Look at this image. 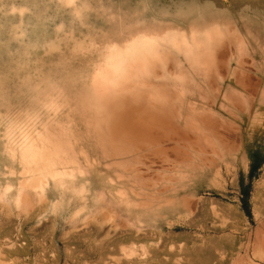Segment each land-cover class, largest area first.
Masks as SVG:
<instances>
[{
  "label": "rangeland",
  "instance_id": "1",
  "mask_svg": "<svg viewBox=\"0 0 264 264\" xmlns=\"http://www.w3.org/2000/svg\"><path fill=\"white\" fill-rule=\"evenodd\" d=\"M195 30L237 33L261 80L256 94L238 83L233 59L221 95H186L184 116L226 121L228 146L192 167L106 156L89 101L98 70L134 43ZM49 123L82 172L38 175L25 161ZM251 155L264 159V0H0V264H264V165L248 205L241 190Z\"/></svg>",
  "mask_w": 264,
  "mask_h": 264
},
{
  "label": "bare ground",
  "instance_id": "2",
  "mask_svg": "<svg viewBox=\"0 0 264 264\" xmlns=\"http://www.w3.org/2000/svg\"><path fill=\"white\" fill-rule=\"evenodd\" d=\"M168 38L149 37L134 43L126 57L110 59L94 77L89 101L99 107L98 117L105 125L101 135L110 143L112 152L109 153L107 145L103 148L106 156L134 153L139 162L161 167L179 163L192 167L199 160L211 164L219 152L218 145L228 146L231 134L228 124L211 111L197 114L195 121H189L183 113L186 95L203 97L209 102L213 95H221L233 59L237 63L233 68L237 82L256 94L261 80L243 69L250 58L241 37L234 31L207 30L202 38L195 30L190 36ZM226 93L224 99L228 98ZM228 99L240 106L239 97ZM186 107L188 111L195 109L191 104ZM45 127L47 135L39 130V141L24 143L25 161L35 167L38 175L72 174L70 168L82 172L83 162L74 145L54 129L49 130L50 123ZM221 156L224 158L223 153ZM170 162L172 166L168 165ZM58 163L61 165L57 168ZM113 163L127 167L125 158ZM104 214L101 219L113 222V214ZM134 252L130 250L127 255Z\"/></svg>",
  "mask_w": 264,
  "mask_h": 264
},
{
  "label": "trees",
  "instance_id": "3",
  "mask_svg": "<svg viewBox=\"0 0 264 264\" xmlns=\"http://www.w3.org/2000/svg\"><path fill=\"white\" fill-rule=\"evenodd\" d=\"M264 159L261 161L255 160V158L251 155L249 170L245 176L241 177V190L243 192L244 197L246 198V205H248L247 198L250 195V186L254 179L258 178L263 170Z\"/></svg>",
  "mask_w": 264,
  "mask_h": 264
}]
</instances>
